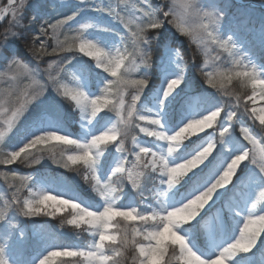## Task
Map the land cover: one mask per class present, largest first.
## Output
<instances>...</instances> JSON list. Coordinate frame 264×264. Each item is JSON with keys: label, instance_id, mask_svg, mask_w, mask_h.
<instances>
[{"label": "snow or ice", "instance_id": "obj_1", "mask_svg": "<svg viewBox=\"0 0 264 264\" xmlns=\"http://www.w3.org/2000/svg\"><path fill=\"white\" fill-rule=\"evenodd\" d=\"M120 2L125 3L126 0H120ZM24 7L25 0H6L4 5H0V21H3L8 15H11L13 21H18ZM95 10L110 15L127 29L133 46L131 51L125 47L123 49H117L113 54H109L102 47L98 46L97 43L87 39L83 35L84 30L90 27L89 24L81 25L80 28L76 30L78 34L75 36L70 37L67 33H62L61 30L75 19L76 15H78L77 12L63 19H57L55 23L46 22L48 23L47 28L41 26L39 29L41 36H49L48 29H51L50 35L55 41V46L52 47L51 53H48L46 42L41 40L38 47L35 45L33 46L32 53L37 59H40L44 55L73 52L77 49L78 41V51L84 53L86 56L92 57L98 68L102 69L108 76L116 79H108L101 90V94L96 95L94 98H90L81 88H69L67 84L62 82L60 72H63L64 69L59 68L55 61L49 63L46 69L48 81L41 82L35 78V74L27 64L13 59L11 63L8 64L7 70L4 73H0V80L6 79V82L9 84V87L4 90V96L0 98V142H3L6 135L13 131L20 117L23 116L24 112L27 110L28 105L44 94L49 83L57 94L75 102L83 118L87 119L89 122L106 108L111 112H115L116 120L110 128L100 134L93 135L87 142L83 143L55 131H47L36 135L18 150L11 152L0 151V165H10L17 159L26 161L28 156L32 155L30 150L37 145L54 140L61 141L63 145L71 146V148L75 150L71 151L72 154L67 155L66 162H62L63 158L61 160H56L53 156L54 162L60 164L62 167H68L69 162L72 165L82 164L87 172L90 173L91 180L95 182L93 185L94 191L106 202L103 209L107 208L113 213L112 221L117 220V218H121L125 222L138 221L140 226V224L144 222L142 217H146L148 214H142L138 212L136 208L120 209L114 206L115 200L118 198L116 194L121 189L117 187V183H114L112 177H121L124 179L126 174V180L131 184V187L133 189L140 188L141 179L145 172H156L161 175L164 171L162 168L153 170L152 152L155 151L151 150L147 154L142 153L141 150L148 147L137 144L136 137L131 138L134 147L137 149L131 153L134 159L129 161L127 156L122 158L113 170L112 177H109L107 182L103 183L96 174L95 165L102 155V150L112 142H116L115 145L118 152H126L124 147L125 137L122 133L124 127L134 122L139 132L144 134V132L141 131L142 128L154 127L158 124L161 125V120L159 118H152L138 113L137 104L141 94L148 85L147 78H131L142 65L148 66L150 63V56L142 47L149 42L147 39L149 30H158L161 29L166 22L171 23L181 34L191 36L197 44L204 45L206 48L215 46L223 52H226L232 57V63L235 67L228 72L220 73L222 78L221 86H223V80H226L228 83H231L233 78L245 81L247 86H250L252 89V95L247 97L249 101L255 99L257 89H260V87L264 85V79L260 78L255 68L244 65L241 59L234 55L232 38L230 36L222 37L219 34L218 29L221 18L211 11L201 10L196 6L195 0H173L171 10L163 12L160 15H157V11L151 10L150 6L148 9L141 8L139 9L141 12L139 17H135V13H133L134 19H126L111 6L107 8L98 7ZM189 15L198 18L195 23H189ZM61 34L64 35L63 40L60 39ZM11 35L15 37L17 34L12 32ZM7 39L8 34L6 33L4 40L7 41ZM215 59H219V54H217ZM130 60L132 61L131 64L128 63ZM126 61L127 63H125ZM240 68L247 70H236ZM54 72L55 74H53ZM206 78L208 84L213 88L217 86L216 82H214L212 73H208ZM23 79H27L28 83L20 87L19 85ZM183 81V71L179 76L171 78L166 83L165 89L162 92L163 98L166 99L172 94ZM129 87L135 89L134 93L131 95L130 102L126 100ZM109 96H114V99H109ZM259 97L260 99H264V94L260 91ZM163 102L164 100L162 99V105ZM240 104L241 100L237 97L234 109L227 112V124H224L222 119L217 120V118L221 116V112L223 111L222 108L213 109L203 115V117L209 116L210 113L218 112L214 122L218 126L224 125L219 129V137H224L229 133L234 118H237L236 109L240 107ZM244 109L250 116L259 120L261 125H264V108L258 110L256 107H252L249 111L248 104L245 102ZM145 117L151 118L153 123L149 125ZM137 121L144 123L141 124ZM214 122L209 125L201 121L203 127L202 132H204L205 128H212ZM191 128L193 131H201L200 126L193 125ZM240 131L243 134V140L248 141V143L253 146L256 145L257 141L249 134L247 128H241ZM216 132L217 131L214 129L212 133L214 134ZM208 144L215 145L214 155L213 150L211 154L202 161L204 153H201V156L190 160L189 165L185 166L193 169L191 175L186 177L190 182V190L186 194L185 202L192 200L188 212L183 217L186 222L193 221L200 211L209 204L218 190L225 188L233 181L234 174L237 172L242 162L250 160V163L255 165L256 169H258L259 174L264 177V152L257 158V154L254 150H250L243 143H238L239 151L237 154H234L233 158L226 155L224 151L217 150V141L209 139L206 145ZM204 147L205 146H202V148ZM198 151H200V149L195 150L190 156H185L182 160L195 156ZM209 157H211V159H209ZM32 162L39 163V159H34ZM129 164L131 166L127 167ZM201 165H203V167H200ZM198 168L200 170L196 171ZM141 169H143L144 172H142ZM173 176H175V170L173 171ZM13 178H16L14 173ZM85 178L87 179L88 177L86 176ZM25 179L26 178H21V185L16 188V192L13 193L12 199L6 201L4 210H0V220L6 218L9 208L18 209L24 216H35L44 210V208H38L36 205H44L46 201L50 199L47 193H43L39 199H21L18 195L21 188L27 189L29 193H31L29 185L24 182ZM164 179L161 183H164ZM160 195L163 196L164 193L161 192ZM259 196L260 198H264V188L259 190ZM161 207L163 208L164 206L162 205ZM255 208L256 203L252 202V207L251 209H247L245 218L258 215L259 212H254L252 210ZM154 211L153 209V212ZM62 223L64 222L62 221ZM71 225L80 226L75 222ZM128 226L129 231L123 234L117 231L110 233V221L108 224L104 225L103 229L97 228V230H95L98 239L89 250H50L39 260V264H56L54 258L62 256L82 257V264H97V262H99V264H169L170 248L175 247L179 243V238L175 234L168 236L166 230L163 239H156L153 233L142 232L140 227L136 224ZM260 236L261 234L258 237ZM138 237H142V239H138ZM258 237L255 239L252 246L240 252L246 253L250 251L257 243ZM141 240L147 243H139L138 241ZM228 246L224 247L223 250L219 251L214 257L201 258L200 255H197L199 264H217V261H220L221 264H228L230 258L236 255L235 252H233L231 256L228 255ZM129 251H131V255L128 254ZM0 264H8L2 246H0Z\"/></svg>", "mask_w": 264, "mask_h": 264}, {"label": "rangeland", "instance_id": "obj_2", "mask_svg": "<svg viewBox=\"0 0 264 264\" xmlns=\"http://www.w3.org/2000/svg\"><path fill=\"white\" fill-rule=\"evenodd\" d=\"M72 2L73 0H55L53 3L56 4L59 9H66V7L73 4ZM80 2L83 3V6L81 8L84 10H81L80 14L77 15L75 19L69 23L70 26L75 28L76 31L80 28L81 25L89 24L90 27L84 30L83 33V35L89 40L92 36V32L89 31L94 30L98 33L99 31L101 33H107L108 40L104 43L106 45L103 49L109 54L115 53L117 49H123L121 43L123 37L128 39V41L130 42L131 39L129 37L127 29H125L118 20L113 19L106 13L96 11L95 9H97L98 7L107 8L111 6L114 7L116 11L126 19H134L135 17H139L141 15L139 9H148L150 3L154 4V8L157 11H159L160 9H163V11H167L168 7L172 5V0H167V6L162 4L161 0H126L125 3H121L120 0H81ZM84 3H86L85 5H87L89 8L87 9V11H85ZM195 4H197V7H199L201 10L211 11L221 18V23L218 29L219 34L222 37L230 36L232 38V43L234 44V55L237 58L241 59L244 65L256 68L252 60H249V58L245 57L242 54L241 44L247 42L248 38L251 37V39L255 40L259 45L264 46V15H261L258 12L259 9H253L238 5V11L236 12V14H234L235 16H233V14H226V10L223 11L224 13L222 14V11L218 9L217 2H210V0H195ZM79 5L80 4H78V6ZM133 13H135V17L133 16ZM237 16H240V18L236 20ZM102 20H104L105 22H110L111 27L102 24ZM11 21H13L12 18ZM195 22V19L189 21L190 24ZM163 27L164 30L167 31V36H165L166 39L173 36V40H178L177 36H186L181 34L171 23L166 22ZM236 30L238 31L237 33L235 32ZM12 32H15V30L12 31L11 29L8 32V37L10 39ZM76 34H78L77 31ZM186 38L190 40L200 51L201 63L199 65V69L204 75V83L200 82L198 84V91L191 89V87H189V84L185 85L188 72L184 68L183 61L178 51H174L171 47V44L166 41L159 50V52H161L160 59L157 61L158 63L156 64V69L154 71L157 79L153 83L154 85H147V87L141 94L137 104L138 113L140 115L159 118L162 125V128H160L159 130H163L169 135L177 131L190 119H199L209 111L216 108L223 109V111L221 112V116L218 117L217 120L222 119L224 121V124H227V112L233 110L234 106L236 105L235 95H224V91H234V84L236 83V81H240V79L233 78L231 83L223 80V86H221L222 78L220 76L221 72H228L234 69L235 66L232 63V57H230L226 52H223L222 50L216 48L215 46L206 48L204 45L197 44L191 36H186ZM78 43L79 42L77 41V45ZM7 45H10V40L9 42H7ZM142 47L144 48L145 45H143ZM78 54L89 60L90 70L93 72L92 74L95 77L97 76L94 83L96 89L91 87L92 82L86 75L80 74L78 77L62 80V82L67 84L69 88L79 87L83 91H85L86 94L90 96V98H94L96 95L101 94V90L103 89L107 80L114 77L108 76L102 71V69L98 68L92 57L86 56L84 53H80L79 51ZM217 54H219V59H215ZM4 62L5 59H3V48L0 47V73H4L7 70V66L9 63L6 65ZM125 63H127V61ZM30 69L35 74L36 79L40 80L41 82L48 81V75H41L35 72V70H33L32 68ZM236 70L247 69L240 68ZM182 71L184 76L183 83L177 89H175L172 94L164 99L162 96V92L165 89L166 83L171 78L179 76ZM256 71L260 78L263 79L264 72L257 69ZM149 72V65H142L137 70V72L132 75L131 78L144 77V75ZM208 73L213 74L214 82H216L217 85L215 88H213L207 82L206 77ZM27 83L28 80L23 79L19 86L23 87V85ZM8 87L9 84L6 82V79L0 80V90L2 91L0 92V98L4 96V90ZM134 91L135 89L131 87H129L127 90L128 96L126 97V100H128L129 102ZM45 92L58 101L67 99L72 103V109H74V119L71 121V125H74L76 127L77 132L73 134L69 130H63L60 127L61 123L63 122L62 118H60V120L58 119L57 121L40 119L35 124L29 126L26 132L22 133V135L19 137V141L17 143L18 145H16L13 149L18 150L34 136L42 134L46 131H55L59 134L67 135L79 142H87L93 135L100 134L110 128L116 120L115 112H111L106 108L98 113L97 116L91 120V122H89L87 119L83 118L80 109L76 107L75 102L57 94L50 83L48 84V88ZM251 95L252 91L251 87L249 86L248 95L243 97L240 107L236 109L237 118H234V121L232 122L229 133L227 135H225L224 137H219V129L224 125L218 126L214 122L212 128H205L204 132H198L197 135L192 136L189 141H186L185 146L180 150V152L175 154L174 157L169 158L170 162L176 163L178 161H181L185 156H190L195 150L201 149L202 146H206V143L209 139H212L213 141H217L218 139L221 140L222 142L217 144V150L224 151L225 154L229 155L230 157L234 158V154L238 153V143H243L250 150H254L257 154V158H259L260 154L264 152V125H261L259 120H257L255 117L250 116L249 113L245 111L243 105L246 102L248 104L249 111L252 107H256L259 110L264 108V99H260L259 89H257V95L255 99L249 101L247 97ZM108 98L112 99L110 96ZM162 99L164 100L163 105L161 104ZM137 122L141 124L144 123L139 121ZM241 128L248 129L249 134L257 141L255 146L248 143V141L243 140V134L240 131ZM214 129L217 132L213 134L212 132ZM134 134L137 138L136 143L139 145L148 147L151 150L157 152H162L165 149V141L148 137L140 133L138 128L134 129ZM51 142L58 144L62 143L61 141L54 140L43 143L41 145L51 144ZM115 144L116 142H112L110 144L111 152H108L106 148L102 150V155L99 157V160L95 165L97 169L100 164H103V172L107 177H112L113 170L118 165L119 161L125 156H127L129 161H132L134 157L131 155V153L137 150L132 143L131 137L125 140V153L118 152ZM73 150L74 148L69 150L66 154V157L67 155L72 154L71 151ZM214 154L215 150L213 152V155ZM209 159H211V157H209ZM130 166V164L127 165V167ZM200 167H203V165H201ZM199 170L200 169L198 168L196 171ZM88 175H90V173H88ZM189 175H191V173ZM163 179L164 177L156 172H147L141 179L140 188L133 189L131 187V184L127 182L125 174L124 181L126 183V188H128V191L132 194H127L126 192L119 191L116 194L118 198L115 200L114 206L120 209L136 208L138 212L141 206H143V208H145L143 209V212H145V214H149L153 211V209L158 210L161 205L166 208H172L183 204V202H185L186 194L190 190V182L187 180V178H185V180L180 185L174 187L171 190H167V185L161 183ZM185 186L189 189H185ZM261 188H264V177L259 174L256 166L252 165L250 163V160L242 162V164L239 166V169L234 174L233 181L225 188L218 190L217 194L214 195L209 204L200 211L198 216L193 221L183 223L182 226L178 229V233L185 238L189 247L197 255H200L201 258L216 256L219 251L223 250L224 247H227L228 245L233 243L238 237L239 229L243 226L247 209H251L252 202L256 203V208L252 210L254 212H259V214H264V198H260L259 196V190ZM29 189L31 190V193H29V191L25 189V195L22 199L33 197L39 199L43 193H47L49 196H59L62 199H71L81 204V206L86 207L92 211H102L103 207L106 204L105 200H103L98 194H96L97 199L95 204L94 202L83 203L76 197L74 198L72 196L50 189L43 183L41 184L40 182H38L36 179H33L31 181V183L29 184ZM161 192L164 193L163 196L157 195ZM69 211L70 209L60 208L56 210L55 215H66L68 216L67 219H71V217L68 215ZM43 214H45V210L41 211V213L38 215ZM47 216L53 217L54 215ZM199 221H202L201 231H203L204 238V243L202 245L199 242L197 243L195 239L193 240V234L184 228V226L187 225L193 226ZM70 226L76 227L75 225ZM79 227H84L86 229V233L89 236V241L84 247H80L77 245V247L74 246V248L78 250H89L98 239L95 234V229L89 228V225L83 223H81ZM109 232H113V229L110 228ZM140 239H142V237ZM145 243L147 242L145 241ZM258 247L264 249V233H261V236L257 239V243L250 251L246 253L238 252L234 257L230 258L228 264H264V253L261 252L257 254L258 256L251 255L246 259H239L240 253H252L257 251ZM58 249L72 248H62L56 246L54 250ZM43 256L44 255L39 258L38 255L31 256L30 264H39V260ZM57 258L67 259L77 257L62 256ZM78 258H81L83 262L82 257ZM54 260H56V258H54ZM7 261L8 264H12L10 259H7Z\"/></svg>", "mask_w": 264, "mask_h": 264}, {"label": "trees", "instance_id": "obj_3", "mask_svg": "<svg viewBox=\"0 0 264 264\" xmlns=\"http://www.w3.org/2000/svg\"><path fill=\"white\" fill-rule=\"evenodd\" d=\"M55 0H25V7L21 12L18 21H11V15L0 24V47L3 48V59H5V64H10L13 59L19 60L24 64H27L29 68L35 70V72L41 75H47L46 69L49 63L53 61L59 68H63L64 71L60 72L62 80H67L69 78L78 77L81 75H86L92 82L91 87L94 86L97 76L95 77L90 70L89 60L85 59L78 54L76 49L73 52H63L59 54H49L44 55L40 59L32 53V48L35 45L39 46L40 41H45L47 45L48 53H51L52 47L55 46V41L51 38V29L49 28V36L40 35V27H48V23H55L57 19H63L73 13L80 14L83 6L79 0H73V4L66 7V9H59ZM217 2L218 9H220L222 14L226 10V14L235 16L238 11V5L234 4L231 0H210V2ZM247 3L251 1L254 3L264 2V0H241ZM6 0H0V5H4ZM78 4H80L78 6ZM85 11H87L88 6L85 5ZM151 10L157 11L154 8V4L150 3ZM123 10V9H122ZM261 15H264V11L258 10ZM77 16V15H76ZM240 16L236 17V20ZM48 22V23H46ZM102 24L111 27L110 22L101 21ZM15 30L17 34L11 39L8 37L7 41L4 40L5 34L10 31ZM62 33H67L70 37L75 36V28L66 25L64 29L61 30ZM92 32L90 40L97 43L98 46L104 48L108 40L107 33ZM238 32L237 30L235 31ZM119 33V32H118ZM9 35V34H8ZM148 44L145 45L144 49L148 52L150 56L149 73H146L144 77L147 78L148 84H152L156 80L155 76V65L156 61L160 58L161 52H159L161 46L164 42H169L171 47L178 51L184 64V68L188 72L186 84H189L191 89L198 91V84L200 82L204 83V75L199 70V65L201 63L200 51L195 47L186 36H177L178 40H173V36L165 38L167 36V31L164 27L158 30H149ZM158 35V37H157ZM157 37L156 39H153ZM60 39H64V35H60ZM10 40V45L7 42ZM165 40V41H164ZM123 48L127 47L130 51L132 50V43L126 38H122L121 41ZM78 47V45H77ZM242 54L250 58L254 64L258 66L262 71H264V47L259 45L255 40L248 38V41L241 44ZM2 63V62H1ZM3 63V65H4ZM55 74V73H53ZM113 80L116 78H112ZM188 82V83H187ZM239 81H236L234 87L238 85ZM0 92H2L0 90ZM112 99L114 96H110ZM104 115V112H103ZM62 118V128L65 130H71L76 133V127L70 126L72 119H74V109H72V103L67 99L57 100L52 96L44 92L43 95L38 97L36 100L32 101L16 124L10 134L6 135L3 142H0V151L11 152L15 151L13 149L22 133L26 132L29 126L35 124L40 119L49 121H57ZM63 147L66 149L64 152H60L59 149ZM72 148L66 145L53 143L46 145H37L35 148L31 149L32 157L29 160L22 161L17 159L10 165H0V210L5 209L6 201L12 199L13 193L16 192V188L21 185V178H26L24 180L28 185L33 179H36L41 184L54 189L57 192H62L67 195L77 197L81 202H96L97 195L93 192L94 181L91 180L90 175L85 170L82 164L72 165L69 163L68 167H62L60 164L55 163L53 156L56 160H61L66 162V154ZM106 149H110L106 146ZM34 159H39V163L32 162ZM104 165L100 164L96 169V174L101 182H107L109 177L105 176L103 172ZM13 173L16 178H13ZM7 174V175H5ZM88 177L87 179L85 177ZM117 179L113 178V181ZM117 187L121 190H125L124 181L122 180L117 184ZM18 195L23 198L25 195V189L21 188ZM142 208L140 213H142ZM143 214V213H142ZM68 216L54 215L49 217L45 214L35 215V216H24L16 208H9L7 210L6 218L0 220V246L4 249L5 258L11 259L13 264H29V258L32 255H38L50 250H54L56 246L63 248H73L74 246L84 247L88 241L89 236L86 233L84 227H73L69 224L62 223ZM121 219V218H118ZM122 220V219H121ZM123 223L132 225L136 224L139 226V222H125ZM201 223L197 222L195 225H187L185 228L192 232L193 240L201 245L203 244ZM114 231V230H113ZM141 238V237H140ZM138 238V239H140ZM74 249V248H73ZM259 250V248H258ZM256 254V252L254 253ZM41 255V254H40ZM40 255H38L40 257ZM250 255V254H248ZM247 254L240 253L241 257H248ZM79 261L82 264L81 258H56V264H76Z\"/></svg>", "mask_w": 264, "mask_h": 264}, {"label": "clouds", "instance_id": "obj_4", "mask_svg": "<svg viewBox=\"0 0 264 264\" xmlns=\"http://www.w3.org/2000/svg\"><path fill=\"white\" fill-rule=\"evenodd\" d=\"M161 3L167 6V0H161ZM172 6L173 0L172 5L168 7L167 11L171 10ZM163 12L166 11L160 9L157 11V15H160ZM193 19L197 20L198 18H194L191 15L188 16L189 21ZM157 37H154L153 39H156ZM128 63L131 64L132 61L130 60ZM259 91L264 94V85L260 87ZM224 95H235L236 98L238 97L242 101L243 97L248 95V86L245 81L240 80L238 85L235 86L234 91L225 90ZM217 115L218 112L210 113L209 116H204L199 119H190L186 124H184L171 135L167 134L165 131L159 130L162 128V125L159 124L157 125L158 127L155 128L146 127L141 129V131L144 132L146 136L155 137L158 140L166 142L165 149L162 152H152V163L154 165L153 170L159 168L164 170L161 173V176L165 178L164 184L167 185V190H171L174 187L180 185L193 171L191 167H185L189 165L190 160L195 159L196 157L201 156V153H204V156L202 157L203 161V159H206V157L211 154V151L215 150L214 144H208L204 148H201L195 156L190 157L189 159L181 160L176 163H171L169 159L170 157H174L175 154L179 153L180 150L185 146V142L189 141L192 136H195L198 132L203 131L201 121L211 125ZM145 120L149 125L153 123L151 118L145 117ZM193 125L200 126L201 131H193L191 128ZM135 128L136 127L133 122L122 129L125 140H127L129 137H136L134 134ZM217 142L220 143L222 141L218 139ZM59 151L64 152L66 149L61 147ZM141 151L142 153L147 154L149 151H151V149L144 148ZM32 156L33 155H29L27 160H29V158ZM174 170L175 176H173ZM141 171L144 172L143 169H141ZM146 173L147 172H145V174ZM122 180L123 178L117 177L114 183L118 184ZM157 195H160V193ZM33 199L36 198L33 197ZM191 204L192 200H188L187 202L172 208H162L161 205L158 210L154 209V212L152 211L146 217H142L144 222L139 226L142 232L153 233L156 239H163V235L167 230L168 236L175 234L179 238V243L175 247L170 248L169 264H199V258L197 254L189 247L185 238L178 233V229L183 223L186 222L183 217L188 212L189 206ZM36 207L44 208L45 214L47 215H55L56 210L60 208L70 209L68 215L71 217V219L65 218L63 221H66V223L69 225H71L73 222L77 223L78 225L83 223L89 225V228L97 230V228L103 229L104 225L111 221V229L114 231L120 232L121 234L129 231V226L123 223V220L117 219L112 221L113 213L107 208H104L99 212L92 211L71 199H62L59 196H50V199H48L44 205L37 204ZM261 233H264V214H258L245 218L243 226L239 229L238 237L232 244L228 246V255L231 256L233 252L237 254L244 249H248L254 244L255 239ZM138 242L144 243L145 241L141 240ZM128 254L131 255V251H129ZM76 264H80V262L77 261ZM97 264H99V262H97ZM217 264H221V262L217 261Z\"/></svg>", "mask_w": 264, "mask_h": 264}, {"label": "water", "instance_id": "obj_5", "mask_svg": "<svg viewBox=\"0 0 264 264\" xmlns=\"http://www.w3.org/2000/svg\"><path fill=\"white\" fill-rule=\"evenodd\" d=\"M235 3H239V4H244V5H249L251 7H255V8H261L264 10V2H258V3H253V2H247V3H242L240 0H233ZM1 22V21H0Z\"/></svg>", "mask_w": 264, "mask_h": 264}]
</instances>
